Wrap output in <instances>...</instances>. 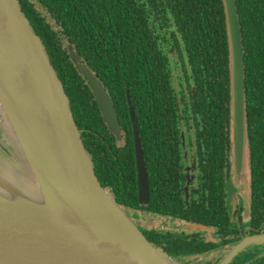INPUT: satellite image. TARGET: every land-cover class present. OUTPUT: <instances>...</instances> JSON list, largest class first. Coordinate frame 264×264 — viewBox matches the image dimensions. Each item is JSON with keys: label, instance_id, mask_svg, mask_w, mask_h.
I'll return each instance as SVG.
<instances>
[{"label": "trees", "instance_id": "trees-1", "mask_svg": "<svg viewBox=\"0 0 264 264\" xmlns=\"http://www.w3.org/2000/svg\"><path fill=\"white\" fill-rule=\"evenodd\" d=\"M19 1L64 85L79 130H88L91 139L84 145L90 156L106 151L111 141L102 131L109 132L61 40L108 94L129 138L126 149H132V108L140 139L145 146L150 143L156 159L159 141L154 138L178 137L192 129L202 161L214 160L216 166L219 155L223 162L229 154L232 159L230 62L222 0ZM236 5L244 47L247 168L253 209L264 214V0H236ZM96 140V148L90 150ZM133 164L132 157L129 166ZM129 166L122 165L124 173ZM106 167L107 175L97 176L104 188L115 184L112 173L118 169L109 162ZM113 191L118 204L138 206L135 187L127 188V195Z\"/></svg>", "mask_w": 264, "mask_h": 264}, {"label": "water", "instance_id": "water-1", "mask_svg": "<svg viewBox=\"0 0 264 264\" xmlns=\"http://www.w3.org/2000/svg\"><path fill=\"white\" fill-rule=\"evenodd\" d=\"M222 1L230 62L232 183L245 195L244 47L236 0ZM64 42L107 127L120 140L108 94ZM130 119L144 205L148 179L132 108ZM250 244H264V235L243 239L220 264H229ZM0 264H180L152 245L112 190L102 187L64 85L19 0H0Z\"/></svg>", "mask_w": 264, "mask_h": 264}, {"label": "flooded vegetation", "instance_id": "flooded-vegetation-1", "mask_svg": "<svg viewBox=\"0 0 264 264\" xmlns=\"http://www.w3.org/2000/svg\"><path fill=\"white\" fill-rule=\"evenodd\" d=\"M61 41L64 43L65 40ZM67 50L70 55L68 47ZM102 119L104 120L103 116ZM104 123L109 134L104 130L102 132L111 143L89 130L91 134L110 144L106 145L107 153L101 149L102 152L95 153L100 156L91 154L96 175L105 177L106 163L109 162L118 169L111 172L116 180L115 184L106 188L113 193L117 189L123 195H127V188H136L138 206H121L152 245L162 248L180 264H220L243 239L264 235V214L253 209L250 168L246 169L247 193L243 195L232 183L230 154L228 162H223L219 155V164L215 166L214 160H201L193 129L181 131L178 137L161 134L154 138V141H159V159L155 158L150 143L145 146L141 141L149 196L147 203L141 205L137 189L132 122V149H126L129 138L121 125V139L118 140L105 120ZM80 132L83 142L91 139L87 135L88 130ZM96 144L97 140L92 142L90 150L96 148ZM132 157L134 170L129 166ZM124 163L129 166L125 173L122 170ZM189 226H202L203 230ZM229 264H264V244L248 245Z\"/></svg>", "mask_w": 264, "mask_h": 264}, {"label": "rangeland", "instance_id": "rangeland-1", "mask_svg": "<svg viewBox=\"0 0 264 264\" xmlns=\"http://www.w3.org/2000/svg\"><path fill=\"white\" fill-rule=\"evenodd\" d=\"M177 85V84H176Z\"/></svg>", "mask_w": 264, "mask_h": 264}]
</instances>
